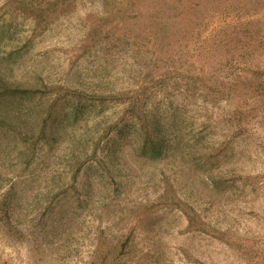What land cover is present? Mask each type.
Masks as SVG:
<instances>
[{"label": "rangeland", "instance_id": "obj_1", "mask_svg": "<svg viewBox=\"0 0 264 264\" xmlns=\"http://www.w3.org/2000/svg\"><path fill=\"white\" fill-rule=\"evenodd\" d=\"M0 264H264V0H0Z\"/></svg>", "mask_w": 264, "mask_h": 264}]
</instances>
